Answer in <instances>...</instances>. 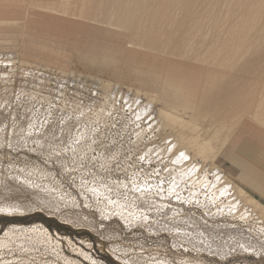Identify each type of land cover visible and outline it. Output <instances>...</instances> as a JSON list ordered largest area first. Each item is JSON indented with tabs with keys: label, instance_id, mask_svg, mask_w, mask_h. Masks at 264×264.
Instances as JSON below:
<instances>
[{
	"label": "rangeland",
	"instance_id": "obj_1",
	"mask_svg": "<svg viewBox=\"0 0 264 264\" xmlns=\"http://www.w3.org/2000/svg\"><path fill=\"white\" fill-rule=\"evenodd\" d=\"M82 1L0 0V209L11 210L0 211V264H264L263 253L224 238L232 225L264 241V221L230 212L235 193L221 195L213 169L241 187L231 164L238 147L264 159V121L253 116L264 97V42L224 69L255 93L248 112L227 113L223 101L207 108L198 95L202 66L222 67L179 57L178 45L151 53L100 31L80 17ZM198 1L212 11L200 9L195 47L221 40L236 23L230 4L241 0ZM231 39L217 50L234 47ZM252 61L262 69L246 71ZM182 136L209 142L206 157ZM180 151L189 160L174 163ZM144 186L151 191L135 190Z\"/></svg>",
	"mask_w": 264,
	"mask_h": 264
},
{
	"label": "bare ground",
	"instance_id": "obj_2",
	"mask_svg": "<svg viewBox=\"0 0 264 264\" xmlns=\"http://www.w3.org/2000/svg\"><path fill=\"white\" fill-rule=\"evenodd\" d=\"M211 3L212 2L204 4L200 3L198 0H98L92 4L87 3L86 0H83L78 5V13L80 14V17L84 16L89 21L99 22L96 24V26L101 28L99 29L100 31H105V29L106 31H109V29H111V31L116 30V33L114 34L118 39L126 38L128 42L131 41L136 43L139 47L146 48L147 52L149 51L152 53L156 50L167 52L171 47H173V45L175 47L178 45V50H185L184 53L178 54L180 55L179 57H185L189 59L191 55V57L196 58V60L198 58L199 60V55H202L201 57L203 58V53H206L207 56H210L208 57L209 59L205 58L206 56L204 55L205 57L203 59L201 58L199 62L204 63V60L207 59L206 63H210L213 66H220L222 67V70L216 71L213 68L204 69V67L201 65V71L204 72L205 70H208L204 72L206 75L204 76L206 81L205 84L203 83L201 86L198 94L201 98L202 106L205 105L207 108H216L218 107L217 103H221L223 101L227 105V109L224 110L227 111V113L234 110L240 114L241 112H248L249 108L252 106V104H254L253 102H255V98H251L255 95V93L251 92L250 95H247L245 93V86L241 84L236 78L226 75V71L224 69H226V67H233L232 65L228 64L230 59L236 58L238 56H247L248 50L251 48V44H260L264 42V0H241L232 2L230 4V11L234 17V21H236L235 25L227 29L225 33L220 32L221 40H219L217 43L210 42L206 44L199 40L197 41V45L195 47V38L200 36V34L203 32V21H199L200 9H203L204 16L210 14L212 8L207 6L211 5ZM158 32H162L167 35L164 41L161 42V40L157 38ZM225 35L227 37L231 35V38L235 37L236 40L231 39L229 41L237 42L235 43L234 47H231L229 50H225V54H223L222 51L219 52L217 50L218 44L221 43L222 46L224 44L226 48L231 46V43H228L227 40H225ZM175 47L172 48L171 51H174L176 49ZM199 51L202 52L199 53ZM221 53L223 55L218 56ZM260 63L261 62L252 61V63L246 64V71H249V69H262ZM226 93L230 94L229 97L228 94L226 96ZM257 93H260V90L257 89ZM193 94L194 92L188 97H193ZM249 101H251L250 104ZM255 103L256 112L253 116L264 121V97L261 96L260 100L256 101ZM228 109L230 111H228ZM160 114L163 116L167 124L171 125L173 123L175 126V123H178L180 130L185 129L186 122H183V120H180L178 117L174 116L175 114L173 115L171 112L169 113L163 111H161ZM180 140L183 144H187L189 148H195L197 155L205 156L209 142L199 143L195 137L187 139L185 136H182ZM213 169L218 170L215 171L217 173V177H219V179L216 178L217 181L222 180V178L224 179L225 184L222 183L223 191H221L224 192L225 189H227V191H225L227 193L228 190L231 189V192L236 194H234L235 197H233L235 202H231L230 207H228V209L233 211H229L232 214L234 212L241 218H246L249 217L248 215H251L261 219L257 220L258 218L256 219L253 217V219L255 218L257 221H264V205L263 203H260L261 200L252 193L251 194L253 196H251L249 192L242 186L239 187L236 185H231L233 183L228 182L229 175H224L222 173V169L219 167H214ZM237 208H240L239 213H237L238 211H234V209L236 210ZM231 227H228V229H225V231L222 229V231L225 233L224 238L229 240L236 238L237 241H239L238 244H236V241V243L233 244V247L234 245L240 247L243 246L240 249L247 248L249 249V252L252 251L259 255L263 253L264 255V241L250 234L251 231L249 229L248 230L250 232L248 231L247 233L244 232V228H242L244 234L243 236L238 234V230H241V228L238 229L235 227L238 230H234ZM262 227L264 228V224ZM224 243L226 244V242ZM199 247L202 248L201 244H199ZM216 251V253H218L220 256H224L226 253H228L226 250H224V248H216Z\"/></svg>",
	"mask_w": 264,
	"mask_h": 264
},
{
	"label": "crops",
	"instance_id": "obj_3",
	"mask_svg": "<svg viewBox=\"0 0 264 264\" xmlns=\"http://www.w3.org/2000/svg\"><path fill=\"white\" fill-rule=\"evenodd\" d=\"M245 148L240 145L231 157L235 176L245 190L264 202V159L250 156Z\"/></svg>",
	"mask_w": 264,
	"mask_h": 264
},
{
	"label": "snow or ice",
	"instance_id": "obj_4",
	"mask_svg": "<svg viewBox=\"0 0 264 264\" xmlns=\"http://www.w3.org/2000/svg\"><path fill=\"white\" fill-rule=\"evenodd\" d=\"M173 147H175V145H173ZM187 160H189V156L186 155L183 151H180V152H179V156H178V158L174 161V163H180L181 161H187ZM198 170H199V169H198V167H197V164H196V163H193L192 166H191L190 171L194 173V172H196V171H198ZM217 179H219V177H217ZM174 189H175V186L173 185L172 187L169 188V192H173ZM135 190H136V191H139V192H141V193H144V192H146V191H151V189H150V188H147L146 186L136 188ZM225 191H227V189H225ZM223 194H224V193L222 192L221 195H223ZM0 211H9V212H10L11 210H9V209H0ZM241 247H243V246H241ZM244 251L247 252V251H249V249L244 248ZM93 264H95V262H93Z\"/></svg>",
	"mask_w": 264,
	"mask_h": 264
}]
</instances>
